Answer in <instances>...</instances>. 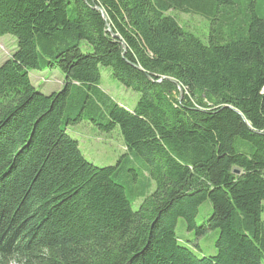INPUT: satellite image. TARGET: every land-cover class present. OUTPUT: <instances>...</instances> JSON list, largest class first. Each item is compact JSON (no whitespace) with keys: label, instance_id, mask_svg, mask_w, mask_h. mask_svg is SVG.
I'll list each match as a JSON object with an SVG mask.
<instances>
[{"label":"trees","instance_id":"1","mask_svg":"<svg viewBox=\"0 0 264 264\" xmlns=\"http://www.w3.org/2000/svg\"><path fill=\"white\" fill-rule=\"evenodd\" d=\"M236 6L0 0V36L16 41L0 63V264H264V17L237 26ZM176 12L206 18L207 41ZM102 66L139 93L134 108L101 88ZM44 68L61 89L36 88ZM82 120L119 127L116 164L86 159L67 131ZM180 218L218 230L217 252L198 256Z\"/></svg>","mask_w":264,"mask_h":264},{"label":"rangeland","instance_id":"2","mask_svg":"<svg viewBox=\"0 0 264 264\" xmlns=\"http://www.w3.org/2000/svg\"><path fill=\"white\" fill-rule=\"evenodd\" d=\"M237 6L234 8L235 15L233 22L235 25H243L250 17L256 15L264 17V0H235ZM179 22L188 30L197 33L204 41L210 31V22L206 18L185 13H175ZM16 45L15 39L11 35L0 36V63L6 60L12 53ZM101 88L106 91L115 101L134 108L139 99V93L131 88L125 87L119 81L115 80L110 67H101ZM30 76L36 88L45 93L51 94L62 88L64 79L63 73L56 68H44L30 70ZM68 133L80 143V147L86 159L98 166L114 165L125 154L124 140L119 127L111 131H104L89 121L70 125ZM133 208L138 209L142 199L134 200ZM213 211L212 204L209 200L204 201L196 217L198 224L205 222ZM264 221V212L262 214ZM178 236L189 246L193 247L198 256L213 255L217 252L216 240L218 230L197 237L195 231H188L184 218H180L177 225Z\"/></svg>","mask_w":264,"mask_h":264},{"label":"water","instance_id":"3","mask_svg":"<svg viewBox=\"0 0 264 264\" xmlns=\"http://www.w3.org/2000/svg\"><path fill=\"white\" fill-rule=\"evenodd\" d=\"M94 8L97 9V10H100L101 13H102V15H103V18H104L106 21L108 20L107 13L105 12V10H104L102 7L96 5V6H94ZM107 27H108V30L111 31V25H110L109 23H107ZM114 36L117 37V38H121L119 34H114ZM122 45H123V48H124V54H125V52H126V44H125V42H122ZM164 80H168V81H170V82H172V83L177 84L178 89H179V91H180V94H181V96H183V94H184V90H183V88H182V85H181L177 80H175L174 78H171V77L163 76V77H162L160 80H158L157 82L160 83V82H162V81H164ZM235 172H236V173H239V170H235Z\"/></svg>","mask_w":264,"mask_h":264}]
</instances>
